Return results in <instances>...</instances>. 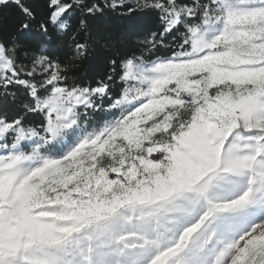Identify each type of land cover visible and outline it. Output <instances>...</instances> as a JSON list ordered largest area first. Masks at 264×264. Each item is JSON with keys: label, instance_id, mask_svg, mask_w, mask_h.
I'll list each match as a JSON object with an SVG mask.
<instances>
[{"label": "snow or ice", "instance_id": "snow-or-ice-1", "mask_svg": "<svg viewBox=\"0 0 264 264\" xmlns=\"http://www.w3.org/2000/svg\"><path fill=\"white\" fill-rule=\"evenodd\" d=\"M0 6V264H264V0Z\"/></svg>", "mask_w": 264, "mask_h": 264}, {"label": "trees", "instance_id": "trees-1", "mask_svg": "<svg viewBox=\"0 0 264 264\" xmlns=\"http://www.w3.org/2000/svg\"><path fill=\"white\" fill-rule=\"evenodd\" d=\"M26 3L30 4L33 7L39 16L45 9V0H26ZM19 10L14 6L9 8H4L0 6V28H3L5 31H11L14 29L16 23L19 19ZM124 21L119 19H108L103 23L98 25L99 34L102 37H112V40L108 41V43L112 44L113 47L103 48L101 47L99 51L95 53V55L91 56L88 60L85 61H77L73 68V74L77 77L79 76H100L106 70V61L105 57L109 55L111 51H114L117 44H115V39L121 32V28L124 25ZM60 58L65 59L64 53H60Z\"/></svg>", "mask_w": 264, "mask_h": 264}]
</instances>
